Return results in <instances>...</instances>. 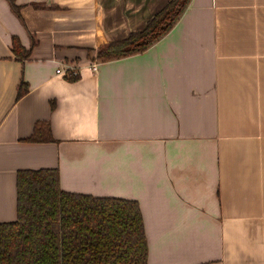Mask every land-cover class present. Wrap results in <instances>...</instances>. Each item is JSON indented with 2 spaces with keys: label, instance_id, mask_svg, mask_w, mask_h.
Listing matches in <instances>:
<instances>
[{
  "label": "crops",
  "instance_id": "1",
  "mask_svg": "<svg viewBox=\"0 0 264 264\" xmlns=\"http://www.w3.org/2000/svg\"><path fill=\"white\" fill-rule=\"evenodd\" d=\"M168 1L0 0V222L17 170L56 168L138 202L148 264H264V0H190L145 51L94 58Z\"/></svg>",
  "mask_w": 264,
  "mask_h": 264
},
{
  "label": "trees",
  "instance_id": "2",
  "mask_svg": "<svg viewBox=\"0 0 264 264\" xmlns=\"http://www.w3.org/2000/svg\"><path fill=\"white\" fill-rule=\"evenodd\" d=\"M13 10L17 7L8 0ZM190 0H169L127 37L98 46L107 61L145 51L177 23ZM16 58L29 50L13 39ZM69 79L76 77L68 75ZM27 90L20 78L15 99ZM49 139L37 122L30 139ZM15 219L0 222V264H148V244L136 200L65 191L56 168L20 169L15 175Z\"/></svg>",
  "mask_w": 264,
  "mask_h": 264
},
{
  "label": "built area",
  "instance_id": "3",
  "mask_svg": "<svg viewBox=\"0 0 264 264\" xmlns=\"http://www.w3.org/2000/svg\"><path fill=\"white\" fill-rule=\"evenodd\" d=\"M89 68L92 70V71H94V70H96V63H91L90 65H89ZM55 72L56 73H58V74H60V73H63L60 69H56L55 70ZM66 72L68 73V75H75V73H76V71H74V68L73 67H68L67 68V70H66Z\"/></svg>",
  "mask_w": 264,
  "mask_h": 264
},
{
  "label": "rangeland",
  "instance_id": "4",
  "mask_svg": "<svg viewBox=\"0 0 264 264\" xmlns=\"http://www.w3.org/2000/svg\"><path fill=\"white\" fill-rule=\"evenodd\" d=\"M94 58H95V56H94ZM97 61H98V59H96Z\"/></svg>",
  "mask_w": 264,
  "mask_h": 264
}]
</instances>
